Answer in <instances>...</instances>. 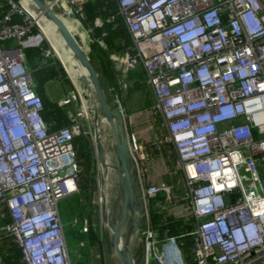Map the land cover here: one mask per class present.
I'll use <instances>...</instances> for the list:
<instances>
[{
  "label": "built area",
  "instance_id": "obj_1",
  "mask_svg": "<svg viewBox=\"0 0 264 264\" xmlns=\"http://www.w3.org/2000/svg\"><path fill=\"white\" fill-rule=\"evenodd\" d=\"M90 1L46 0L83 27ZM110 1L133 45L110 51L104 28L113 16L85 25L93 37L101 30L90 44L108 53L124 90L129 73L143 72L184 189L177 195L173 185L150 183L152 149L127 132L144 205L145 264H264V0ZM0 10V203L1 217L11 219L4 237L18 245L21 264H72L59 203L80 193L73 141L87 136V114L70 91L58 102L69 125L51 129L26 59L48 41L45 30L22 1L0 0ZM152 202L163 214L160 228L173 218L184 233L162 236ZM73 226L91 229L87 218ZM0 264L7 262L0 257Z\"/></svg>",
  "mask_w": 264,
  "mask_h": 264
},
{
  "label": "rangeland",
  "instance_id": "obj_2",
  "mask_svg": "<svg viewBox=\"0 0 264 264\" xmlns=\"http://www.w3.org/2000/svg\"><path fill=\"white\" fill-rule=\"evenodd\" d=\"M17 1V0H15ZM22 0H19L20 2ZM53 1V0H47ZM56 9V7H55ZM57 12V9H56ZM62 19V18H61ZM68 19V18H66ZM72 25V28L80 39L81 44L84 47L88 46L89 40H93L95 36H91L84 27H82L76 20L68 19ZM86 24H84L85 26ZM87 27V26H85ZM52 40V38H51ZM48 38L46 41V46L49 48L51 52L52 58L59 62L61 65L63 73L60 76L58 74V81L51 84L50 92L51 97L60 98L63 96V91L67 94L70 91L76 93L78 98L77 108H84V112L87 114L86 110L90 111V104L84 97V93L76 82V80L71 75L68 65L64 59V57L60 54L58 49L55 46V50L52 46V42ZM10 45V43H9ZM90 54L92 58L93 65L96 68L97 72L100 75V81L104 88V91L108 97L109 102L116 105L122 112L123 121L128 132L129 128H131V120L133 116L136 118H142L143 116H147L146 112L151 110V106L155 103V98L151 92L150 87L148 86L144 74L141 72L140 78H136L134 80H129V85L126 90L122 88L121 77L122 72L116 69L114 62L110 59L109 55L106 57V51L97 44V42L93 41L90 44ZM64 61L66 63L67 69L63 64ZM60 67V68H61ZM107 69H106V68ZM112 71L116 80V86L112 89L109 85V81L105 75L107 73L112 76ZM70 76H69V74ZM107 72V73H106ZM131 74V73H129ZM138 82L142 85L141 88L134 90V84ZM54 89H58L60 92H53ZM63 90V91H62ZM67 115V110H65ZM152 115L150 119H152V126L154 128L160 127L162 120L159 119L158 115ZM151 122V121H150ZM82 123L84 126V131L91 138L94 150V160L95 166L93 168V175L95 177L96 185L95 190L93 191L91 203L88 206H80V199L82 198L81 194H77L68 198H65L60 201L59 209L62 217V222L65 230V234L68 241V246L71 255L72 264H121L117 257L114 255L111 243H110V229L106 226L102 214V204L104 202V197L106 194L107 197V208L110 210V219L115 221L116 223L120 221L122 216V205L120 202V198L118 195V182L117 175L115 171H111L107 179L104 177L103 172L101 170V163L97 157V149L95 142L96 135V120L93 115H85L82 118ZM164 128V127H162ZM102 138L103 145L102 149L104 154H107L111 158L113 157V153L115 151V145L113 141V136L109 127H105L102 130ZM166 143V142H165ZM170 142H167L163 150H167L169 154L172 155V150L169 148ZM172 145V144H171ZM170 155V159L168 158H160L158 161H153L154 163H150V167L153 168L155 166L154 174L161 175L162 179L166 184L173 185L175 193L177 195H181L184 192L181 173L177 174L176 170V159H172ZM109 157V158H110ZM151 161V160H150ZM159 164V167H158ZM154 165V166H153ZM158 173V174H157ZM150 183H156V180H151ZM179 183V185H177ZM106 188V190H105ZM87 218L92 227V232L97 236L96 239L91 240L92 235L86 236L84 232L81 230V226H73V222L75 219L84 220ZM129 219V217H128ZM146 229V221L144 216H142L139 229L137 232V240L136 246L134 250V255L136 258H141L139 264H145V244L143 241V233ZM71 231L74 232L73 236H71ZM123 241L126 242L127 238V227H125L123 231ZM130 243V241H129ZM84 255L87 257L84 258ZM150 264H154L153 261Z\"/></svg>",
  "mask_w": 264,
  "mask_h": 264
},
{
  "label": "trees",
  "instance_id": "obj_3",
  "mask_svg": "<svg viewBox=\"0 0 264 264\" xmlns=\"http://www.w3.org/2000/svg\"><path fill=\"white\" fill-rule=\"evenodd\" d=\"M18 1L19 0H17V2ZM6 10H7L6 8L2 9L4 13H6ZM2 11L0 10V16L4 14ZM85 15H86V25H90V26L93 25L94 20L98 17L105 20L109 16H113L114 22L111 24H106L104 28V30L108 33L106 42L110 47L111 52L114 51L117 53H122V52H126L127 50L130 51L133 45L132 39L127 31L125 24L118 15V8L115 2H112L110 0H91L85 6ZM84 28L85 30H87L85 26ZM100 33L101 30L99 29L94 30L95 36H99ZM51 42L55 50V44L52 40ZM105 55L106 57H108L107 52L105 53ZM90 58H91V54H90ZM26 59L36 83V91L38 95L41 97L44 104L43 116L45 121L50 124V127L53 130H57L61 127L69 125V121L67 119L65 109H61L57 103L52 102L47 97L46 94V87L48 83L58 79V74H60V76L63 77L61 73H63L64 75V71L61 65L59 64V62H56L54 58L51 57V52L49 48L46 46V44H44V46L41 49L27 50ZM62 62L67 69L66 63L64 61ZM141 72L142 71L140 69L131 72V74H129V80L140 78ZM111 74L112 76L109 75L108 73L105 76L109 81V85L113 89L116 86V80L113 71ZM134 87H135L134 90H136L138 88H141L142 85L136 82L134 84ZM73 143L76 150V156L80 165L79 188H80V194L82 196L77 206L86 207L91 203L93 191L95 190V185H96L95 177L92 172L95 166L93 144L91 138L88 135L87 136L81 135L76 137ZM169 145H170L169 146L170 150H172L173 152L172 155L169 154L167 150H163V149L161 151V155L164 158H168V159H170V155H171L174 161V159H177V155L174 151L173 145L171 144ZM164 198L165 196L161 194L158 197V200H164ZM154 205H155L154 202H152L151 203L152 220L162 236L166 230L168 231V234L170 236H179L184 233L185 228L183 226L182 220H175L173 218H169L167 224L160 228L158 225H160V223L163 220V214L157 213V211L154 209ZM4 220L6 225L11 221L9 216H7V218H5ZM88 235H92L90 236L91 240L97 238V236H95V234L92 232V227L90 229V232L86 234V236ZM183 241L185 242V247L183 251L187 257V261L191 262V255L189 253V247L191 241L188 238H183ZM0 257L4 258L7 264L22 263V255L18 245L12 240L9 241L5 238L0 239ZM86 257L87 256L84 255V258Z\"/></svg>",
  "mask_w": 264,
  "mask_h": 264
},
{
  "label": "water",
  "instance_id": "obj_4",
  "mask_svg": "<svg viewBox=\"0 0 264 264\" xmlns=\"http://www.w3.org/2000/svg\"><path fill=\"white\" fill-rule=\"evenodd\" d=\"M31 2L38 8L40 13L50 19L58 27V31L68 47L72 49L87 71L88 79L84 78V82H90L91 86H89V88L93 89L101 115L106 120L113 136L115 145V151L113 153V169L117 175L118 195L122 205V216L119 222L116 223L115 221H110L103 204L101 209L102 218L105 223L109 222L110 224L111 248L120 263L139 264L141 258L135 257L134 250L136 246L137 232L144 212V205L141 199V191L136 183L134 170L132 168V160L128 148V136L122 112L116 105L108 100L100 81V75L90 58V40L88 46L84 48L80 47L78 42L71 36L66 28L61 16L52 9L46 0H31ZM95 142L96 145H98L99 136L97 132L95 135ZM96 147L99 162L105 164V154L103 149L98 146ZM125 227H127L126 242L123 241L122 236ZM131 231L133 234L130 240L129 234Z\"/></svg>",
  "mask_w": 264,
  "mask_h": 264
},
{
  "label": "bare ground",
  "instance_id": "obj_5",
  "mask_svg": "<svg viewBox=\"0 0 264 264\" xmlns=\"http://www.w3.org/2000/svg\"><path fill=\"white\" fill-rule=\"evenodd\" d=\"M22 4L26 7V9L31 14H33L36 17L38 22L42 25V27L44 28L45 33L47 35V38H49L50 40L52 38V41L54 42L56 48L58 49L60 54L64 57L71 75L73 76V78L76 80V82L81 87V89L84 93L85 99L90 104V111L86 110L87 115H90V116L93 115L95 117V120H96V124H95L96 125V132L99 136V142H98V145H96V146H98L99 148H102V145H103L102 130L105 127H109V126H108L106 120L101 115V112L99 110V106H98V103L96 101L93 89L89 88V86H91L90 82H88V83L84 82V78L88 79V74H87V71H86L84 65L80 62V60L74 54L72 49L68 47L67 43L65 42V40L63 39V37L61 36V34L58 31V27L50 19H48L42 13H40L38 8L31 2V0H22ZM61 18L64 21L66 28L70 32L71 36L73 38H75V40L78 42L80 47H83L80 39L75 34L70 21L64 17H61ZM96 149H97V147H96ZM109 157L110 156L105 154V164H101V170H102L103 175L106 179H107L108 174L111 171H114V169H113V166H114L113 157L112 158L111 157L109 158ZM105 190H106V188H105ZM107 202L108 201H107V197L105 194L103 205L105 206L107 216L110 218V210L107 208ZM110 221H112V220L110 219ZM105 224L110 229L109 222L105 223ZM132 234H133V232L131 231L129 234L130 240H131Z\"/></svg>",
  "mask_w": 264,
  "mask_h": 264
},
{
  "label": "crops",
  "instance_id": "obj_6",
  "mask_svg": "<svg viewBox=\"0 0 264 264\" xmlns=\"http://www.w3.org/2000/svg\"><path fill=\"white\" fill-rule=\"evenodd\" d=\"M56 81H58V79L48 83V85L46 87V94H47V97L52 102L58 104V102L61 99H63L66 94L62 90L63 91V93H62L63 96L62 97L57 98V99H56V97L55 98L51 97L52 93L50 92V89H51L50 87H51V84L56 82ZM53 92L59 93L60 91L58 89H54ZM153 106H151V109H152ZM150 113H151V111L146 112L147 116H143L142 118H138V117L135 118L133 116V119L130 121L131 122V128H129L128 133L138 136V138H139V140H140V142L142 144H144L146 147L152 149L151 150L152 151L151 157H150L149 160L158 161L160 158H162V159L164 158L161 155V151H162V149L165 147V145L167 143L166 139H167V136H168V132H167L166 128H161V126L158 127V128H154V126H152V124H151L152 123V119H150V117H152V115H149ZM159 119L162 120L161 116H159ZM152 163H154V162H152ZM147 165L150 166V161L147 162ZM158 167H159V164H158ZM154 168H155V166L151 170L152 173H153L151 179L156 180V183H159L161 181L165 183V181L162 179L161 175H156L155 176V174H154L155 169ZM2 214H6L7 215V208H6L5 204L0 203V238H5L3 230H4L5 226H6V224L4 222L5 221L4 218L1 217ZM73 234H74V232L71 231V236H73ZM5 239H7V238H5ZM7 240H9V241L12 240L13 242H15L14 239H7Z\"/></svg>",
  "mask_w": 264,
  "mask_h": 264
}]
</instances>
